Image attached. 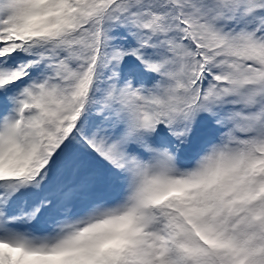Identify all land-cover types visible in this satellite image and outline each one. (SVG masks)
Instances as JSON below:
<instances>
[{"label": "snow or ice", "instance_id": "snow-or-ice-1", "mask_svg": "<svg viewBox=\"0 0 264 264\" xmlns=\"http://www.w3.org/2000/svg\"><path fill=\"white\" fill-rule=\"evenodd\" d=\"M0 264H264V0H0Z\"/></svg>", "mask_w": 264, "mask_h": 264}]
</instances>
